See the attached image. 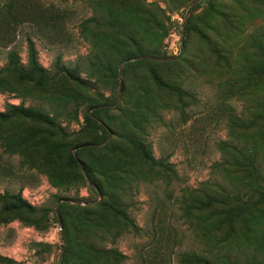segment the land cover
Masks as SVG:
<instances>
[{
    "label": "rangeland",
    "instance_id": "1",
    "mask_svg": "<svg viewBox=\"0 0 264 264\" xmlns=\"http://www.w3.org/2000/svg\"><path fill=\"white\" fill-rule=\"evenodd\" d=\"M194 1L0 0V112L54 123L0 121V264H264V0H200L179 55ZM112 19L141 53L177 57L127 62L114 109L139 55ZM28 40L33 81L8 67L26 66ZM97 105L106 142L84 120ZM82 143L94 184L68 159ZM16 196L33 210H5Z\"/></svg>",
    "mask_w": 264,
    "mask_h": 264
},
{
    "label": "trees",
    "instance_id": "2",
    "mask_svg": "<svg viewBox=\"0 0 264 264\" xmlns=\"http://www.w3.org/2000/svg\"><path fill=\"white\" fill-rule=\"evenodd\" d=\"M108 15H110V14L108 13ZM91 21H94V20H91ZM98 22L99 21H97L96 23H98ZM94 23H95V21H94ZM98 24H100V23H98ZM105 24H108V23H105ZM108 25L110 27L115 28L116 31L119 34H121V36L124 38L125 41L132 42V40H134L130 35L126 34V32L124 33L119 28L116 20L112 19L110 21V24H108ZM133 44H134V46H136L137 55H139V56H151V57L162 59V60H149V61L174 63L177 60V57L175 59H172V60H164V59L169 58V57L158 56V55H156V52L153 49H146L145 52L141 53V49L143 47L137 46V44H135V43H133ZM123 46H124V43L116 41L111 45L108 44V46H106L108 48H105V49H108L110 51H113V53H115V52H121L120 51L121 49L119 47H123ZM8 67L10 68V70H12L16 74H18L22 80L33 81L35 77L43 78L44 70L40 67V65L37 62L36 51L34 49L33 43L30 40H28L27 64H26V66L22 67V66L18 65V63L15 59V54H11L9 57V66ZM58 71L67 75L75 83L82 84L81 79L77 75H75V73H71V72L66 71V70H58ZM155 78L160 85H163L165 87L170 86L167 82H164L162 80V78H160L159 76L156 75ZM97 106H99V105H97ZM94 107H96V106H94ZM94 107L90 108V110H91L90 115H88V112L85 113L84 120L89 127L100 132V137H99L101 139L100 141L106 142L108 140V134L109 133L112 134V131L109 129L107 124H105L104 122H102L98 118L97 113L99 112V110H94L93 109ZM16 117L24 118L26 120L33 121L36 123H40L43 125H47L50 128H54L53 127V124H54L53 119L51 117H49L48 115H46L45 113H43L41 110L33 108V107H23L21 105H18V106L9 105L4 111L0 112V121H2V122L12 120L13 118H16ZM25 141L26 140H22L20 142V144H18L17 146H20L21 143H25ZM95 142H97V141H95ZM133 143H135V142H133ZM87 144H89V143H85V144L82 143V144L76 145L74 147V149H76L75 156H76L77 160L74 158L73 154H69L68 159H69L70 163L76 167H77V161H79L83 166V170H84L83 173L86 174L88 177V182H90L91 184H94L95 180H94V177L92 175V172H94V171H92L91 167L88 166L86 164V162L80 161L78 159L83 152L89 150V149H85L83 147ZM135 144L137 146H139L137 143H135ZM105 146H106V144L103 147H105ZM243 163H244V166H242V167L246 168L247 171L250 169L251 172L249 173V175H250V177L255 179L256 178L255 177L256 169L254 168L255 166H254L252 159L249 157H244ZM95 188H97L98 190H100L102 192V189H100V187L98 188L97 185ZM0 197L3 199L4 197H7V196H0ZM13 200L14 201H12V203H7L8 206L5 208V210H9L10 208L11 209H25L27 211L33 210L32 207H30L25 201H23L20 198V196L14 197ZM96 204L97 203H94V202L88 203L86 207L88 208V207L94 206ZM60 217H61V215H60ZM61 221H62V219H61ZM197 261H199L201 264H212L206 258L197 259ZM0 262L11 263L12 261L0 256Z\"/></svg>",
    "mask_w": 264,
    "mask_h": 264
},
{
    "label": "water",
    "instance_id": "3",
    "mask_svg": "<svg viewBox=\"0 0 264 264\" xmlns=\"http://www.w3.org/2000/svg\"><path fill=\"white\" fill-rule=\"evenodd\" d=\"M200 0H195L191 6H190V9L188 10V16L186 17V19L184 20L183 22V25H182V29H181V33H180V51H179V55L182 54L183 52V47H184V34H185V29H186V26H187V23L189 21V18H190V15L192 14V11L194 9V7L196 6V4L199 2ZM176 57H173V58H166L164 60H172V59H175ZM132 60H162V59H159V58H155V57H151V56H138V57H135V58H131V59H128L124 62H122L121 66L119 67V72H118V76H119V90H118V98L116 100V103L111 107V108H116L120 99H121V96H122V93H123V89H124V83H123V68L125 66V64L129 61H132ZM109 105H99V106H96L94 107L93 109L94 110H97V109H100V108H108ZM92 109V110H93ZM90 112L91 110L88 111V115H90ZM111 133H109V137H110ZM89 145H85L83 147H88ZM75 152H76V149L73 150V156L74 158L77 160L76 156H75ZM78 162V165L80 167V169L84 172L83 170V166L82 164ZM86 177V176H85ZM87 179V177H86ZM64 201H68V200H60L59 202H64ZM55 213H56V217H57V220H58V223H59V226H60V231L62 230V221H61V217H60V214H59V211L58 209L56 208L55 209ZM62 251H63V248L61 247V255H62Z\"/></svg>",
    "mask_w": 264,
    "mask_h": 264
},
{
    "label": "built area",
    "instance_id": "4",
    "mask_svg": "<svg viewBox=\"0 0 264 264\" xmlns=\"http://www.w3.org/2000/svg\"><path fill=\"white\" fill-rule=\"evenodd\" d=\"M32 204V203H31Z\"/></svg>",
    "mask_w": 264,
    "mask_h": 264
}]
</instances>
